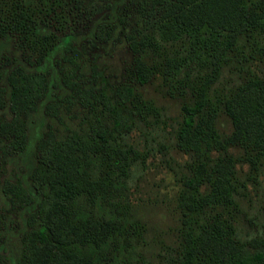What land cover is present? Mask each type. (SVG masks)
I'll return each instance as SVG.
<instances>
[{"label":"rangeland","instance_id":"1","mask_svg":"<svg viewBox=\"0 0 264 264\" xmlns=\"http://www.w3.org/2000/svg\"><path fill=\"white\" fill-rule=\"evenodd\" d=\"M66 1L71 29L54 31L48 60L18 32L0 49V264H40L36 231L56 211L75 264H235L263 250L264 133L237 126L229 103L264 84V34L240 31L220 54L225 31L161 39L173 0ZM21 68L36 79L15 115L7 76ZM68 178L92 185L60 199Z\"/></svg>","mask_w":264,"mask_h":264},{"label":"trees","instance_id":"2","mask_svg":"<svg viewBox=\"0 0 264 264\" xmlns=\"http://www.w3.org/2000/svg\"><path fill=\"white\" fill-rule=\"evenodd\" d=\"M255 4V0H173L170 3L173 9L169 19L162 23L159 35L162 40L173 42L192 28L199 30L208 27L215 31H225L227 39L220 51V54H223L232 46L235 35L240 31L258 28L264 34V9ZM67 5L66 0H0V49L15 37L12 33L18 32L23 41H28L33 57L40 54L43 60H48L60 45L53 39L54 31L71 29ZM62 38L65 42L70 39L66 34ZM21 44L24 48L25 43ZM137 78L140 83L147 80V77L139 72ZM34 79L35 76L26 68L8 74L6 94L9 107L15 115L28 107ZM258 83L256 81L254 85L245 87L242 96L229 103V113L237 126L245 121H258L264 133V100L261 101L264 96V84L261 86ZM132 93L133 89L128 87L124 101L128 100ZM3 97L4 89H0L1 107L4 104ZM201 107L202 102L199 100L193 106H183L187 127L191 126L195 112ZM118 120L119 118H116L117 123ZM105 136V130L99 132L100 138ZM91 185L80 184L68 178L53 186V191L58 198L64 199L73 197L80 189H90ZM227 186L224 188H228ZM26 196H30V192H27ZM85 222L87 227L96 230L103 227L106 221L86 219ZM70 232L72 228L69 220L65 219L61 212L56 211L52 218L45 219L36 231L38 243L34 245V254L39 258L40 264L42 260L44 264L76 263V255L62 247V244L69 242ZM235 264H264V249L239 256Z\"/></svg>","mask_w":264,"mask_h":264}]
</instances>
